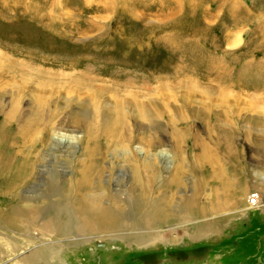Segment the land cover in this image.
Segmentation results:
<instances>
[{"label":"rangeland","instance_id":"374dc122","mask_svg":"<svg viewBox=\"0 0 264 264\" xmlns=\"http://www.w3.org/2000/svg\"><path fill=\"white\" fill-rule=\"evenodd\" d=\"M33 255L264 264V0H0V264Z\"/></svg>","mask_w":264,"mask_h":264},{"label":"bare ground","instance_id":"6f19581e","mask_svg":"<svg viewBox=\"0 0 264 264\" xmlns=\"http://www.w3.org/2000/svg\"><path fill=\"white\" fill-rule=\"evenodd\" d=\"M37 87V86H36ZM35 113V112H34ZM37 119V118H36ZM37 122V121H36ZM35 122V124L37 125V123ZM31 123V122H30ZM33 123V122H32ZM33 126H34V124H33ZM20 129V128H19ZM22 131V130H21ZM20 171H24L22 168H21V170ZM88 178V174H86V179ZM84 207V206H83ZM64 212H65V210H63V209H59V210H57V214H59L58 216L59 217H61V215L63 216V214H64ZM65 215V214H64ZM81 216H82V218H83V220H84V218H85V220H86V218L88 219L86 222L90 225V226H92V229H94L93 228V226H95V224L96 223H104L106 226L107 225H109V226H114L115 224H116V217H115V215L114 214H111L108 210H105V211H100V213H98V212H94V210H92L91 208H90V206H85V208H84V211H81ZM58 217V218H59ZM62 218V217H61ZM68 217H66V219H65V221L67 220H69V219H67ZM70 218V217H69ZM64 220V219H63ZM63 220H61L60 222H59V220H58V225L60 226H58L59 228V230H66V226H65V223L67 222H64ZM64 223V224H63ZM63 224V225H62ZM67 225H68V223H66ZM102 225V224H101ZM67 228H68V226H67ZM62 232V231H61ZM65 231H63V233H64ZM39 258V257H38ZM37 258V256H35V255H33V256H31L30 258H28V261H27V263L28 264H38V262H39V259Z\"/></svg>","mask_w":264,"mask_h":264}]
</instances>
